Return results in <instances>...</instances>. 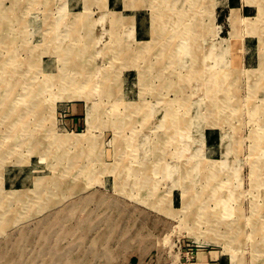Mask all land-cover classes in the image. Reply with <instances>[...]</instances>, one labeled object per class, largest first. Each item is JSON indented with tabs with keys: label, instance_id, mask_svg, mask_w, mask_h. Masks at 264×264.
Masks as SVG:
<instances>
[{
	"label": "rangeland",
	"instance_id": "374dc122",
	"mask_svg": "<svg viewBox=\"0 0 264 264\" xmlns=\"http://www.w3.org/2000/svg\"><path fill=\"white\" fill-rule=\"evenodd\" d=\"M220 258L264 264V0H0V264Z\"/></svg>",
	"mask_w": 264,
	"mask_h": 264
},
{
	"label": "bare ground",
	"instance_id": "6f19581e",
	"mask_svg": "<svg viewBox=\"0 0 264 264\" xmlns=\"http://www.w3.org/2000/svg\"><path fill=\"white\" fill-rule=\"evenodd\" d=\"M57 71V70H56ZM23 123H25L23 126H25V128H23L24 130H30V127H31V123L30 122H26L25 120L23 121ZM70 139H72V138H70ZM67 140H69V138L67 139Z\"/></svg>",
	"mask_w": 264,
	"mask_h": 264
},
{
	"label": "crops",
	"instance_id": "0c3cea01",
	"mask_svg": "<svg viewBox=\"0 0 264 264\" xmlns=\"http://www.w3.org/2000/svg\"><path fill=\"white\" fill-rule=\"evenodd\" d=\"M228 6H229L231 9H234V8H232V7L230 6L229 2H228ZM208 264H211V263H208ZM212 264H222V262H221V258L215 260L214 263H212Z\"/></svg>",
	"mask_w": 264,
	"mask_h": 264
}]
</instances>
